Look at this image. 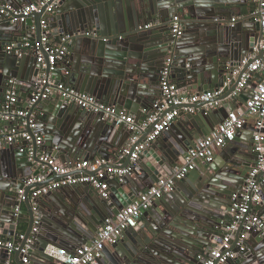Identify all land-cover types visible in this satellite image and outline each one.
<instances>
[{
	"label": "water",
	"instance_id": "water-1",
	"mask_svg": "<svg viewBox=\"0 0 264 264\" xmlns=\"http://www.w3.org/2000/svg\"><path fill=\"white\" fill-rule=\"evenodd\" d=\"M32 1L36 0L0 3L16 9ZM255 9L252 0H62L48 20L54 42L60 44V38L68 36L70 43L53 71L44 53L45 65L37 61L36 49L42 51L41 13H33L24 22L0 23V102L7 81L14 78L27 107L42 76L52 75L56 82L114 105L141 123L142 112L149 110L161 94L159 76L168 57L172 79L189 92L201 93L227 83L221 96L208 103L192 104L193 112L181 111L172 126L137 160L130 163L127 157L122 166L129 165L132 174L111 180L108 199L100 198L89 183H81L31 200L29 187L24 188V184L40 172L38 147L34 146L31 158L24 142L19 148L10 143L0 147V239L20 245L12 253L0 249V264H7L10 258L12 264H24L20 248L29 237L30 264H60L46 253L48 245L72 250L92 240L107 217H114L144 189L171 175L179 157L196 140L222 123L228 111L242 106L262 79L258 73L233 98V105L214 109L207 104L230 98L242 72L252 62L250 55L256 50V57H261ZM174 15L183 23L180 36L171 31ZM233 17L236 20L230 24ZM148 23L151 26L145 28ZM33 25L34 33H28ZM22 36L36 48L32 53L19 57L4 50L12 40H18L19 45ZM30 110L44 138L42 149L68 166L95 158L106 162L103 168L113 166L130 137L124 126H115L102 114L84 111L55 94L36 100ZM150 130L151 125L139 142ZM237 134L223 147V163L212 160L203 171H190L171 192L143 212L136 228L127 229L115 243L105 246L91 264H201L198 256L220 242L225 226L232 223V195L241 193L256 162L253 134L247 146H241L243 150L233 147ZM78 173L73 171L74 175ZM21 188L25 198L19 202L16 191ZM21 203L25 209L16 210ZM253 208L264 219V195ZM35 216L39 224L31 234ZM23 221L27 227L20 240L17 230ZM238 239L235 232L234 245ZM243 245L244 251L227 264H245L246 259L264 264V237L260 233L249 232Z\"/></svg>",
	"mask_w": 264,
	"mask_h": 264
},
{
	"label": "built area",
	"instance_id": "built-area-1",
	"mask_svg": "<svg viewBox=\"0 0 264 264\" xmlns=\"http://www.w3.org/2000/svg\"><path fill=\"white\" fill-rule=\"evenodd\" d=\"M61 1L36 0L27 2L16 9L9 4L0 3V23L24 22L33 13H41L39 23L42 51L34 48L27 36L23 37L22 41L20 40L19 45L10 44L6 46L5 51L21 57L29 53L28 49H36L37 61L45 65L44 53L49 64V70L53 71L55 63L62 60L67 54L70 43L68 36L61 37L60 44L51 40L52 30L48 19ZM252 1L256 6V20L259 23L261 36L258 48L262 55L261 57L250 55L252 62L242 72L236 88L229 97L231 99L236 98L245 89L248 81L254 78V74L258 73L262 79L253 89L252 96L242 106L228 111L223 122L218 124L210 133L196 140L192 147L179 157L171 175L163 176L156 184L144 189L130 204L121 208L114 217H107L92 240L72 250L48 245L46 253L50 257L56 259L60 264H91L94 262L101 255L105 246L115 243L127 229L136 228L141 223L140 219L143 212L147 211L163 195L171 192L179 180L184 179L190 171L197 168L198 163L206 164L212 161L215 150L232 141L236 133L244 128L247 118L250 116L255 118L252 135L253 149L257 153L255 165L249 171L241 193L232 195L231 213L233 221L225 226L224 237L207 254L199 255L198 259L201 260V264H227L236 258L238 252L244 251L243 243L249 232L256 231L264 237V219L253 208L261 200L262 187L264 186V0ZM235 20L236 17H233L230 24L234 23ZM150 26L151 23L144 25L145 28ZM171 27L174 36L182 34L183 23L178 15L172 17ZM254 53L257 54V51L255 50ZM171 62V58H166L159 76L160 97L149 110L143 111L144 116L141 123L137 122L132 114L121 111L114 105L103 102L68 84L56 82L52 75L42 76L38 91L33 95L28 106L21 107L17 81L14 78L9 79L0 102V123H6L7 126L5 129L0 128L2 134L0 147L21 140L26 144L30 158L34 154V146L38 147L36 155L39 159L40 172L29 177L24 184V188L29 187V198L34 200L61 187L89 183L97 189L102 199H108L110 195L109 181L113 178L132 174V168L129 165L122 166L127 157H129L130 163L137 160L151 142L172 126L181 111L193 112L192 104L197 102L208 103L224 93L227 83L219 88L201 93L189 92L179 87L171 77ZM246 62L247 60H244L243 65ZM238 72V69L235 70L234 78ZM53 94L64 101L75 104L84 111L93 114L100 113L108 122L115 126H124L130 132V137L113 166L103 168L106 162L101 158H95L91 161L79 160L68 166L45 153L42 149L44 138L38 130L36 115L30 110V107L36 100L47 98ZM214 104L218 105L219 102L216 101L207 105L213 106ZM150 125V132L143 141L139 142L141 135ZM82 169H86L87 172H83ZM76 170L80 173L74 175L73 171ZM24 188L16 191V198L19 202L25 198ZM16 210H19V207ZM38 224L39 220L35 216L31 234L37 231ZM235 232L239 233V239L234 245ZM18 238L24 239V234L21 233ZM31 244L32 239L29 237L25 245L20 248L24 264H30L28 251ZM19 247L20 245L13 241L0 239V249H6L9 253ZM11 262L8 260L7 264H12Z\"/></svg>",
	"mask_w": 264,
	"mask_h": 264
},
{
	"label": "crops",
	"instance_id": "crops-1",
	"mask_svg": "<svg viewBox=\"0 0 264 264\" xmlns=\"http://www.w3.org/2000/svg\"><path fill=\"white\" fill-rule=\"evenodd\" d=\"M26 4V3H25ZM55 11H56V9H55ZM1 24H2V26H5V24H6V22H1ZM8 24H10V23H8ZM34 31H35V28H34V25L32 26V27H30L29 29H28V33H34ZM9 34H14V33H11V32H9ZM11 36V35H10ZM14 37H16V35L14 34L13 35ZM12 37V36H11ZM22 38H23V36H22ZM22 38H21V41H22ZM51 40H52V42H54V39H53V37H52V34H51ZM18 40H12V44H17L18 42H17ZM55 43V42H54ZM6 47V46H5ZM5 47H4V50H5ZM69 50V49H68ZM34 50L33 49H28V52L29 53H32ZM252 55H257L256 53H254V54H252ZM251 55V56H252ZM19 92H20V96H19V104H20V106L21 107H25V105H26V103H27V100L24 98V97H22L21 96V94H22V92L19 90ZM160 96H158L157 98H159ZM232 100L233 99H231V98H227V99H225V100H219L218 102H219V104L218 105H213V106H211L212 108H214V109H222L224 106H227V105H229V104H231V105H233L232 104ZM235 108V107H234ZM184 112V111H183ZM185 113H189V112H185ZM144 116V112H142V117ZM254 122H255V118L254 117H252V116H250V117H248L247 118V121H246V125L244 126V128L243 129H241V130H239L236 134H237V138H236V144L235 145H233V147H235L236 149H238V150H243V149H241V146H247V142H249V140H251V134H253V125H254ZM7 126H6V123H3V122H1L0 123V128L1 129H5ZM0 136H2V134L0 133ZM234 139H235V137H234ZM233 139V140H234ZM23 141H21V140H16V141H13L12 143H10V144H13V146L15 147V148H19L23 143H22ZM223 153V147H221V148H218V149H216L215 150V153H214V157H213V159L212 160H216L217 162H221V163H223L224 162V160H223V156L221 155ZM216 162V163H217ZM204 165L205 164H203V163H198V165H197V168L199 169V170H201V171H203L204 170ZM111 183V181H109V184ZM233 187H235V186H233ZM57 192H59V191H54L53 193H57ZM52 193V194H53ZM262 194L264 195V186L262 187ZM165 196V195H164ZM100 197V196H99ZM101 198V197H100ZM45 203H47V202H45ZM24 210L25 209V205H24V203H21V205H19V210ZM160 209H161V207H160ZM27 227V222L26 221H23V222H21L20 224H19V226H18V230L17 231H20L21 233H23L22 231H24L25 230V228ZM65 248V247H64ZM10 261H12V262H14L13 261V259L12 258H10L9 259V262ZM11 262V263H12ZM39 263H41L42 264V262H39ZM244 263L245 264H252V259H246L245 261H244ZM239 264H241V263H239Z\"/></svg>",
	"mask_w": 264,
	"mask_h": 264
}]
</instances>
